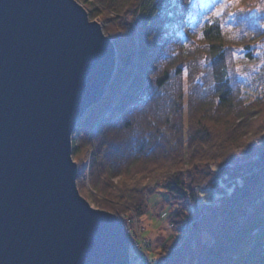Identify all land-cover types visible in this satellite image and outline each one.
<instances>
[{"label": "trees", "instance_id": "trees-1", "mask_svg": "<svg viewBox=\"0 0 264 264\" xmlns=\"http://www.w3.org/2000/svg\"><path fill=\"white\" fill-rule=\"evenodd\" d=\"M77 1L115 14L113 79L72 139L90 186L180 205L156 264H264V0Z\"/></svg>", "mask_w": 264, "mask_h": 264}, {"label": "water", "instance_id": "water-1", "mask_svg": "<svg viewBox=\"0 0 264 264\" xmlns=\"http://www.w3.org/2000/svg\"><path fill=\"white\" fill-rule=\"evenodd\" d=\"M115 69L75 0H0V264H128L120 221L79 195L71 157Z\"/></svg>", "mask_w": 264, "mask_h": 264}, {"label": "rangeland", "instance_id": "rangeland-1", "mask_svg": "<svg viewBox=\"0 0 264 264\" xmlns=\"http://www.w3.org/2000/svg\"><path fill=\"white\" fill-rule=\"evenodd\" d=\"M75 1L79 3L77 0ZM90 1L86 0L87 3H93L96 6L99 5L94 0ZM98 7L99 10L97 11V15L93 19H90L89 16L88 18L91 21L94 20L99 23L102 28L108 24L105 14L108 15L107 17L115 16V14L101 6ZM124 19L126 20V18ZM110 82L105 89L104 95L107 92ZM75 137L76 136L74 135V138ZM91 159L92 151L90 149L86 150L82 157L80 156L76 161L72 159L77 165L76 187L79 195L84 198L92 208L104 210L118 218L128 241V251L130 250V258H133L135 250L138 249L136 242H139L140 240V242L142 241L143 243V240H145V248L143 249L142 247L141 250L140 247L141 252L140 254H135L137 257L134 259V261L138 259V264H146L148 263L147 261L149 259V264L156 263V256L158 254L160 244L173 232L168 217L171 216L172 213L180 207V205L174 202H168L166 194H164L162 190L158 189L156 190L154 196L146 200L145 209L143 212L141 214H137L131 205L122 201H117L110 196L99 194L90 186ZM118 178L119 177H116V179ZM102 203L109 205L111 208H113V211L98 208L100 207L98 204ZM142 243H140L139 246H142ZM128 264H132V260H129Z\"/></svg>", "mask_w": 264, "mask_h": 264}, {"label": "built area", "instance_id": "built-area-1", "mask_svg": "<svg viewBox=\"0 0 264 264\" xmlns=\"http://www.w3.org/2000/svg\"><path fill=\"white\" fill-rule=\"evenodd\" d=\"M139 242H140V240H139ZM139 242H136V245L138 246V249L135 250V253H134L133 258H130V256H129V260H130V261L132 260V264L135 263L136 261H138V259H137L136 261H134V259H136V257H137V256H135V254H137V253L140 254V252H141V251H140V247H141V250H142V247H143V249L145 248V245H144V244H146V241L143 240V243H142V241L140 242V243H142V246H139V245H140ZM136 248H137V247H136ZM137 250H138V251H137ZM128 252H129V254H130V250H129ZM147 262H148V263H146V264H149V259H148ZM138 263H139V261H138Z\"/></svg>", "mask_w": 264, "mask_h": 264}, {"label": "bare ground", "instance_id": "bare-ground-1", "mask_svg": "<svg viewBox=\"0 0 264 264\" xmlns=\"http://www.w3.org/2000/svg\"><path fill=\"white\" fill-rule=\"evenodd\" d=\"M116 70V69H115ZM115 73V72H114ZM104 100V94H103V96H102V98H101V100L100 101H103ZM99 101V102H100ZM92 107V106H91ZM79 123V122H78ZM125 234V233H124ZM127 259H128V262H129V252H127ZM134 264H138V261H136ZM153 264H156V263H153Z\"/></svg>", "mask_w": 264, "mask_h": 264}, {"label": "snow or ice", "instance_id": "snow-or-ice-1", "mask_svg": "<svg viewBox=\"0 0 264 264\" xmlns=\"http://www.w3.org/2000/svg\"><path fill=\"white\" fill-rule=\"evenodd\" d=\"M261 27H264V25H261Z\"/></svg>", "mask_w": 264, "mask_h": 264}]
</instances>
